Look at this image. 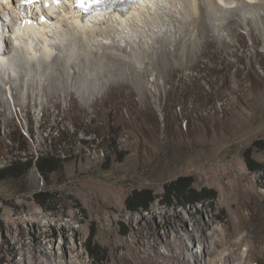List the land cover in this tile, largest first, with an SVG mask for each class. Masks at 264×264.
<instances>
[{"label": "rangeland", "instance_id": "obj_1", "mask_svg": "<svg viewBox=\"0 0 264 264\" xmlns=\"http://www.w3.org/2000/svg\"><path fill=\"white\" fill-rule=\"evenodd\" d=\"M169 1L172 0L164 1L168 8L160 11L166 19L163 27L168 33L155 27L156 32L146 34L142 43L134 44L131 39V45L126 48L125 40H120L121 50L111 46V41L107 40L106 46H92L86 37L81 36L78 37L80 48L72 50L74 60L79 63L84 57L85 71H90L94 62L106 60L103 53L108 47L110 52L134 60L139 70H153L152 66L143 63V59L155 58L150 47L157 38L168 40L174 51L175 44L184 36L182 32L190 26L195 28L191 19V13L196 9L193 5L195 0H179L178 7H173V18L166 14L170 12ZM244 1L234 2L240 5ZM197 2L206 6L204 0ZM225 11L219 13L224 20L231 16ZM259 11L240 14L259 21ZM154 16L157 15L148 18L151 23L156 18ZM238 30L246 38V45L229 37L226 30L223 33L232 42V48L230 46L229 49V45L222 48L227 51L235 48L241 59L224 55L225 61L221 64L204 54V39H197L195 32L190 31L191 35L194 34L195 50L199 53L191 49L190 44H183L182 48L193 55L189 64L195 67L192 70L186 67L183 73L174 74L177 82L183 76L191 87L190 91L187 92L183 86L172 85L175 86L173 100L169 98L167 104L166 90L170 84L165 86L161 78V91L149 83L152 100L159 102L160 96L163 99V106L160 108L155 104L156 108L150 112L114 108L103 103L93 105L80 94L66 98L63 90L59 93L62 97L51 100L52 94L41 89L40 76L35 77L37 71H43L42 65L27 66L31 75L24 80L20 77V68H6L0 76V169L8 167L15 159L25 158L30 162L35 156L52 154V144L65 158L61 159L60 169L51 175L46 176L33 167L0 183V264H9L13 246L19 250L17 260L21 264H29L32 257L30 248L34 247L39 249V255L42 250L62 264H66L69 258L76 264H105L108 260L111 264L127 251L124 245L138 251L158 238L163 241L158 249L163 258L170 255L172 246L176 250L175 257L179 256L178 247L181 239H185L191 246L187 256L189 264H197L198 259L205 264L210 257L198 239L200 234L194 229V218L223 232L224 222H214L212 216L222 215L227 222L233 212L250 232H258L256 217L250 209L246 205L236 207L238 201L230 199V196L241 184L256 187L264 181V151L259 144L264 140V56L259 55L264 53V30L263 33L261 29L257 30L263 40L259 45L251 39L247 26L238 27ZM54 52L68 61L73 60L68 49H64V53ZM12 57L9 54V58ZM173 60L178 67L177 59ZM227 64L231 66L223 69ZM216 67L230 74L227 86H224L222 72L215 70ZM67 74L72 81L74 69L68 70ZM150 79L154 81L155 77ZM85 80L77 85L74 82L70 91L79 87L87 90L91 82L87 78ZM22 81L38 84L35 87L21 86ZM94 93L92 97L101 100L100 91ZM16 94L21 99L14 100ZM247 152L262 165V171L249 169L245 158ZM188 176L193 177L196 189L214 190L217 200L197 208L171 210L164 206L162 203L167 201L165 185ZM143 189L153 191L159 200L150 213L130 212L127 198L134 190ZM260 189L264 194V188ZM41 192L53 195L57 204L43 208L35 198ZM36 216L39 221L35 220ZM64 228L67 229L65 233ZM52 230L58 233L55 239L48 237ZM187 233L197 237L195 242L189 241ZM65 234L70 251L65 259H61L66 253V249L61 248ZM37 237L43 242L42 247ZM53 241L55 244L51 243ZM168 241L172 246L167 245ZM88 243L93 255L87 249ZM24 244L29 247L24 248ZM73 247H78L79 251L72 252ZM24 252L25 261L21 255ZM79 252L84 253L82 262L76 256ZM239 253L246 254V248ZM156 254L151 251L152 256ZM233 264H241V261Z\"/></svg>", "mask_w": 264, "mask_h": 264}, {"label": "bare ground", "instance_id": "obj_2", "mask_svg": "<svg viewBox=\"0 0 264 264\" xmlns=\"http://www.w3.org/2000/svg\"><path fill=\"white\" fill-rule=\"evenodd\" d=\"M1 1L7 2L8 4H16L15 0H0V7L2 9L5 7ZM43 1L45 3L44 6L42 4L33 3L31 8L25 9L23 7H15L13 8L14 10L6 12L3 17H1L0 14V47L4 46V50H0V69L2 68V64H5L8 69L18 67L21 69L20 77L24 80L27 75H31L27 71V66L42 65L43 71H37L35 77L38 78V76H40L41 89L43 92H50L52 94L51 100L54 98L58 100L62 97L59 96V93L63 90V94L66 98L70 95L80 94L84 97V100L93 105L103 103L114 108L122 109L126 107L150 112L156 108L155 104L161 108L163 106V99L160 96L159 102L156 99L154 100L155 102L152 100V95H149V83H151V86L158 88L157 90L162 89H160L159 85V80L161 78L165 86L166 84H170V88L167 87L166 90L167 104L169 98L173 100L171 97L172 93H174L173 88L175 86L173 87L172 85L183 86L182 88L187 92L190 91L191 87L186 84L184 81L185 79L183 80V76L178 82L175 81L174 77L176 72L183 73L186 67L190 70L195 67V65L189 64L192 63L191 56L193 57V55H189V52L185 49V51H183V44H190V46H192L191 49L195 50L196 42L193 39L195 37L203 38L205 44V47L203 46L205 49L204 54L210 55L212 59L217 60L218 63L220 61L221 64V62L225 61L223 58L224 55H232L241 59L239 51L235 50V48L231 51L223 49L226 48L224 47L225 45H229L227 46L229 49L230 46L232 48V42L229 41L230 36L234 39L236 38L243 45H246V38L239 32L238 27H248L250 37L255 45H259L263 41L258 34L260 32L258 31L257 33V30H264V12H262L264 11V0H246L240 5L234 2L236 0H204L206 6L202 3L198 5L197 0H195V5L193 2L194 0H192L196 9L194 8V12L191 11V19L195 24V28L193 29L196 30H193L191 26H187L189 28L184 31L185 33L182 32L184 34V36L182 35V39L177 44L174 43V51L170 48L172 45L168 40L162 39L161 37L157 38L155 42V44H157L150 47V53L154 54L155 58H150L148 61L143 59V63L152 66L153 70L150 71L147 68H141L142 70H139L134 60L125 59L122 56L120 57L117 53L110 52L109 48L106 47V51L103 53L106 60L94 62L92 67L89 68L90 71H85V68H87L85 58L83 57L82 61L78 63L74 60L75 55L72 52L74 48L76 49L79 47L78 37H86L92 46H106L108 43L105 40L111 41V46L118 47V50H121L123 45L119 43L120 40H125L127 45L126 48L131 45V39L134 41V44L136 42L142 43L143 37L146 34L156 32L155 27L168 33V30L163 27L165 26L166 19L161 14V12H164V9L168 8L165 6L166 4H164V1L167 0H138L136 1V5L125 10L126 14L123 16L117 13H108L96 15L91 19L82 18L81 13L73 6L72 0ZM178 1L179 0L169 1L171 5L169 6L170 12H166V14L170 18L174 16L173 7H178ZM207 6H209L210 9ZM206 7L210 11L209 15ZM256 9L261 10V12L259 11L260 13L258 12L257 14V19L259 21L240 14ZM156 10L157 12L154 13ZM223 10L231 14L226 20L221 19L222 16H219L222 15L219 13H222ZM155 14L157 16H154L156 18H154V22L151 23L148 18ZM40 19L41 22H39ZM259 22L262 25L259 24ZM226 30L229 31V37L223 33ZM190 31L195 32V35L193 34L195 36L194 38H192V32L191 34L189 33ZM261 33H263V31ZM64 44H66V46H63ZM25 49L26 51L24 52ZM64 49H68L71 54L70 57H72L74 61H68L65 57H61L54 52L58 51L64 53ZM7 51H9L8 54ZM198 51L197 53H199ZM9 54L13 57L9 58ZM259 55L264 56V53ZM175 58L180 64L178 67L175 66L173 62ZM12 59H17L20 64H15ZM212 62H214V60ZM220 64H218L219 67H222ZM230 66L231 64H227L223 69L229 68ZM219 67H216L215 70L222 72L221 75L224 86H227L230 74L224 72L223 69H219ZM50 68L51 70H49ZM71 69H74L72 81L67 74V71ZM4 71L0 70V76H2ZM151 76L155 77L154 81H151V79L149 80ZM86 78L91 82V84H88L87 90L79 87L75 91H70V86L74 85V82L75 85L82 84L86 81ZM37 84L38 83L35 81L26 83L22 81L21 86L27 85L35 87ZM96 90L100 91L102 95L101 100H96L92 97ZM87 91L89 95H87ZM150 91L153 90L151 89ZM30 98L29 96L28 99ZM13 99L19 100L21 97L19 94H16L13 96ZM57 105H59V103H57ZM234 187L235 186H233V188ZM260 188H264V181L256 187L251 186V184H241L235 194H231L232 196H230V199L232 198V200L238 201V204H235L236 207L246 205V207L250 209V212L256 217L258 223V232L256 233L250 232L242 220L235 216L233 212L230 213V218L227 222L223 220L222 215L212 216L214 222L218 220L224 222L223 232L201 221V219L194 218V229L200 234L198 239L200 243L204 245V251L208 254V257H210V260L205 264H233L237 260H240L241 264H264V194ZM35 220L39 221V217L36 216ZM66 230V228L63 229L64 233ZM209 230H211V232H209ZM57 235L58 233L56 230H52L48 233L50 239H55ZM186 235L190 242H195L197 237L195 238V236L190 233ZM36 239L40 247H42L43 242L41 239H39V237ZM168 242L167 245L172 246L171 242ZM51 243L55 244V241ZM67 243L68 237L65 234L61 248L66 249V253L60 257L61 259H65L68 255V251H70ZM162 244L163 241L158 238L148 247L144 246V249L138 251L135 249L130 250V246L124 245L123 247H126L127 251L117 256L116 262L111 264H189L187 256L188 251L191 250V246L185 239H181V245L178 247L181 253L177 257H175L176 250L172 246L170 255L167 258H163L158 251L159 246ZM26 247L29 246L24 244V248ZM242 248H246L247 250V253L244 255L239 253ZM115 249H119V246H115ZM30 250L32 251V257L29 264H62L56 257L53 258L42 250L39 255V249L37 247L30 248ZM71 250L72 252H77L79 248L73 247ZM152 250L157 254L152 256ZM18 254L19 250L13 246L9 257V264H21V262L17 260ZM21 255L24 259L23 261H25L26 253L24 252ZM76 256L81 262L83 261L84 253L79 252ZM197 262V264H204L203 261L199 259ZM66 264H76V262L72 258H69ZM105 264H110V260Z\"/></svg>", "mask_w": 264, "mask_h": 264}, {"label": "trees", "instance_id": "obj_3", "mask_svg": "<svg viewBox=\"0 0 264 264\" xmlns=\"http://www.w3.org/2000/svg\"><path fill=\"white\" fill-rule=\"evenodd\" d=\"M259 144L261 150L264 151V140L260 141ZM50 150L53 152L52 154L35 156L30 162L25 158L13 160L8 167L0 169V183L9 177L13 178L21 175L23 171H30L33 167H36L39 172L46 176L55 173L60 169L61 159L65 157L60 154L61 152L58 149H54L53 144L50 146ZM117 156L120 157L118 153ZM245 158L247 166L251 171L257 172L263 170L262 165L253 158V154L247 152ZM164 197L167 201L162 204L171 210L177 208H197L207 202L211 203L217 200V194L214 190L207 188L196 189L194 187V179L191 176L181 177L165 185ZM35 198L43 208L57 204L53 195L48 192L38 193L35 195ZM158 200L159 197L149 189L134 190L127 198V208L133 213H150L153 205ZM89 242L91 243V241ZM90 243H88L87 249L93 255L92 243Z\"/></svg>", "mask_w": 264, "mask_h": 264}]
</instances>
